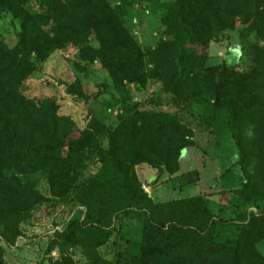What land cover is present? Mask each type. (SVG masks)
Wrapping results in <instances>:
<instances>
[{"label": "trees", "instance_id": "obj_1", "mask_svg": "<svg viewBox=\"0 0 264 264\" xmlns=\"http://www.w3.org/2000/svg\"><path fill=\"white\" fill-rule=\"evenodd\" d=\"M31 1L39 13L26 8ZM139 1L0 0V16L9 14L18 24L13 45L0 40L3 242L12 246L22 237V216L48 200L37 181L29 179L42 175L52 199L84 210L46 246L45 255L50 258L58 248L59 259L38 264H76L63 258L66 250L79 255L77 264H115L98 249L113 236L115 220L130 214L142 216L141 239L135 251L124 254L125 264H264L256 249L264 239V212L247 210L264 202V0H171L151 39L154 46L146 50L122 22ZM237 23L241 35L255 36L249 48L252 68L245 72L208 63L210 42ZM68 44L79 47L81 60L98 63L124 96L126 87H144L153 79L180 111L191 99L211 100L237 151L240 179L232 221L238 222V235L233 242L214 238L216 216L205 197L212 193L156 202L141 189L135 167L175 175L182 151L194 146L192 129L179 117L133 106L114 127L104 129L107 142L102 148L95 146L97 126L94 133L79 132L54 102L37 105L20 94L21 83L37 66ZM68 93L84 102L96 97L85 95L76 80ZM88 153L100 167L84 176L79 171L84 167L72 156L86 158ZM198 180L196 171L182 176L184 186ZM3 253L0 247V264Z\"/></svg>", "mask_w": 264, "mask_h": 264}, {"label": "rangeland", "instance_id": "obj_2", "mask_svg": "<svg viewBox=\"0 0 264 264\" xmlns=\"http://www.w3.org/2000/svg\"><path fill=\"white\" fill-rule=\"evenodd\" d=\"M171 0H140L133 8L127 9L122 19L123 25L134 41L144 50L153 47L151 39L160 26V18L169 8ZM26 8L39 13L36 2L31 1ZM241 25L225 30L210 42L208 48L209 64L225 63L238 72L249 71L252 60L249 51L255 43L254 34L241 35ZM18 24L9 14L0 16V40L13 45ZM262 43L260 42L259 45ZM96 43H92V46ZM66 55H68L66 57ZM81 83V89L93 100L84 102L81 97L68 93L69 85L74 81ZM127 95L118 93L112 81L96 62H86L80 58L79 47L68 44L63 49L52 51L48 57L21 83L20 94L37 105L54 102L61 116L68 117L79 131H93L95 146L105 148L107 137L104 129L114 127L119 118L132 107L149 111L168 112L187 124L194 135V146L185 148L180 158V171L169 176L164 170L153 172L147 166H137L135 171L141 189L156 202H168L193 195H207L206 201L213 207L217 227L214 234L216 242H233L238 235V222L232 221V212L238 201L240 174L235 162L237 151L230 144L227 131L219 118L218 111L207 98L191 99L185 103V110L173 106L157 81L148 79L144 87L131 85L125 88ZM179 110V111H178ZM227 132V133H226ZM78 134V133H77ZM74 134V137L77 136ZM95 152V150H93ZM80 157V158H79ZM84 168L79 171L87 176L95 173L100 165L95 155L88 153L72 156ZM196 171L197 183L184 186L182 176ZM153 174V176H151ZM29 179L37 181V189L48 199L25 213L19 223L22 237L12 246L3 242L0 235V247L4 249L3 264H38L59 259V250L55 248L48 258L45 249L56 240L55 233L62 231L68 222L82 217L83 208L76 203L63 205L52 199L42 175H32ZM249 212H264V202L248 207ZM142 216L130 214L119 216L115 220V232L109 242L98 249L99 255L115 264H125L124 254L135 251L141 239ZM9 238V235L5 236ZM258 252L264 256V239L256 244ZM79 255L66 250L64 259L72 263Z\"/></svg>", "mask_w": 264, "mask_h": 264}, {"label": "crops", "instance_id": "obj_3", "mask_svg": "<svg viewBox=\"0 0 264 264\" xmlns=\"http://www.w3.org/2000/svg\"><path fill=\"white\" fill-rule=\"evenodd\" d=\"M152 172H153V170L152 169H150ZM151 176H153V174L151 175ZM154 177V176H153Z\"/></svg>", "mask_w": 264, "mask_h": 264}, {"label": "built area", "instance_id": "obj_4", "mask_svg": "<svg viewBox=\"0 0 264 264\" xmlns=\"http://www.w3.org/2000/svg\"><path fill=\"white\" fill-rule=\"evenodd\" d=\"M68 55H66V57H67Z\"/></svg>", "mask_w": 264, "mask_h": 264}]
</instances>
